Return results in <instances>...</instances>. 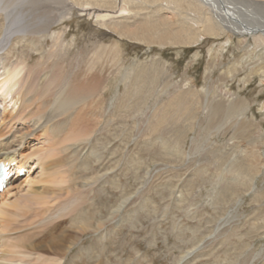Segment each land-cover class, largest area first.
<instances>
[{
    "label": "rangeland",
    "instance_id": "rangeland-1",
    "mask_svg": "<svg viewBox=\"0 0 264 264\" xmlns=\"http://www.w3.org/2000/svg\"><path fill=\"white\" fill-rule=\"evenodd\" d=\"M87 1L0 0L1 7L13 6L14 17L28 23L14 34L34 31L28 35L42 44L40 53L25 48L24 41L17 43L13 60L27 58V65L50 73L48 65L54 63L46 59L58 50L65 59L60 66L98 73L95 78L81 76L84 81L96 79L99 87L94 97L99 108L87 112L90 123L83 124L88 135L82 144L93 152H86L82 163L69 156L68 164L73 167L71 182L83 180L90 190L82 213L97 215L98 224L123 197L131 196L113 225H101V233H79L80 241L65 264H177L197 245L188 264H264V56L252 53L251 38L238 43L235 35L229 40L201 34L188 43L203 24L201 17L194 18L202 8L194 0L182 1L188 20L173 8V0H95L116 3L114 18L104 20L83 10ZM259 4L248 8L250 23L264 24V6ZM123 5L127 12L119 15ZM117 21L130 24L128 33L135 38L138 27L153 22L156 39L147 43L120 34ZM48 23L50 32L42 34ZM181 24L186 43L167 42V32ZM112 40L118 43V54L110 60L105 53ZM5 43L10 46V39ZM239 98L248 106L227 121L206 106L211 101L228 105ZM38 145L42 143L34 137L22 153ZM24 171L20 177L27 175ZM19 186L26 190V181ZM228 212L237 216L218 228ZM24 219L16 220L9 245L25 232ZM57 220L48 236L32 241L34 257L44 258L39 264H48L46 259L60 251L50 246V238L72 229L69 216Z\"/></svg>",
    "mask_w": 264,
    "mask_h": 264
},
{
    "label": "bare ground",
    "instance_id": "bare-ground-1",
    "mask_svg": "<svg viewBox=\"0 0 264 264\" xmlns=\"http://www.w3.org/2000/svg\"><path fill=\"white\" fill-rule=\"evenodd\" d=\"M72 1L75 5L81 4L80 0ZM182 1L173 0L172 3L175 5L173 8H178L177 10L182 12L184 18L188 20V12H184L182 9ZM194 1L199 2L202 7L201 9L197 8L199 14L194 18L201 17L203 24H201L202 29L198 34L188 37V43L196 42L201 34L214 37L226 36L229 40L232 38L231 35H235L238 37V43H243V40L251 38L254 43L251 46L252 53L257 52L261 57L264 56V47H262V45L264 46V24L263 22L252 23V21L250 23L248 20L252 12L248 8H251L253 4L258 5L257 1ZM84 4L85 7L83 4L80 7H83V10H86L91 16H97L98 20L114 18L111 13L116 8V3L106 5V3L98 4L95 0H88ZM259 5L260 7L264 6V2ZM126 9V6L123 5L119 15L127 12ZM14 10V7L8 6V4L0 6V24L2 25L0 28V161L14 162L16 173V176L11 178L0 192V264H39L44 258L39 255L34 257L35 244L32 241L44 234L48 236V232L51 229L54 230L53 228L57 225V219L69 216L73 221V224L70 225L71 231L62 232L50 238L48 241L50 246L56 247L60 251L56 254L53 249L52 252L56 255L51 259H46L48 264H65V257L80 241L79 233L98 231L101 233V225L108 223L113 225L118 212L126 206L131 196L123 197L108 211V217L105 220H97V225L95 224L97 215L89 216L82 213L81 210L87 202L85 194L90 190L85 188L86 182L83 180L79 184L71 182L70 172L73 167L69 169L68 164L71 162L69 156H75L78 162L82 163L84 154L93 152L89 146L82 144V140L88 135L83 124L90 123L87 112L99 108L100 101L94 99L99 93V87L96 79L84 81L81 76H94L95 78L98 73L96 71L85 74L79 71L78 73L71 72L66 66H60L65 59L64 55L58 53V50L50 52L46 59L48 62L53 60L52 63H54L48 65L51 69L50 73L48 69L27 65V58L21 57L13 60L11 53L15 49V45L22 41H24L25 48L42 52V44L28 35L34 34V31H30L28 34H14L28 26L23 18H19L17 15L14 17ZM184 18L181 17L182 20ZM114 23L118 26L120 34H125L129 38L147 43L151 39H156L157 34L153 33L155 29L153 22L138 27L137 30L140 34L136 38L132 37L131 32L128 33L130 24L125 21ZM49 24L42 28L45 29V31H41L42 34L50 32ZM113 29L115 28L113 27ZM184 31L186 29L181 24L178 29L176 27V31L167 32L169 37L167 42L170 40V43H186L183 41L182 32ZM162 37L163 34L160 38L162 39ZM9 39L10 46H6L5 42ZM58 39H61V36ZM62 42L60 46L63 45ZM56 44L58 41H55L54 45ZM117 45L118 43L114 40L108 45L105 54L110 55V60L118 54V50L115 48L118 47ZM100 53L94 54L99 55ZM55 57L57 58L55 59ZM237 62L240 63V61ZM253 72H257V70L250 73ZM261 74H264V70H261ZM206 106L215 117L222 116L227 121L248 105L246 100L239 98L238 102L228 105L223 101H211L210 103L206 102ZM260 109L262 112L264 111V107L261 106ZM74 111L76 112L73 113ZM34 137L42 145L33 147L28 154L22 153L24 147ZM17 156H20L19 159ZM261 167L264 168V164ZM24 168L28 170V173L24 177H20L19 173ZM104 174L96 176L94 180L101 179ZM22 181H26V190L19 186ZM14 189H16L15 192H13ZM232 213L228 212L220 218V223L217 224L218 228L230 219L234 220L237 213ZM20 217L28 220L24 227L25 232L20 234L19 241H14L12 244L10 242L9 245L8 234L15 230L18 225L16 220ZM45 219L50 220L44 221ZM3 246L6 247L3 248ZM198 247L199 245L188 249L178 258L177 264H188L194 258V250ZM190 257L191 260L188 259Z\"/></svg>",
    "mask_w": 264,
    "mask_h": 264
}]
</instances>
